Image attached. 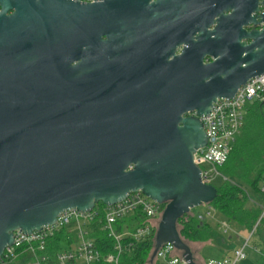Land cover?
I'll return each instance as SVG.
<instances>
[{"label":"water","instance_id":"95a60500","mask_svg":"<svg viewBox=\"0 0 264 264\" xmlns=\"http://www.w3.org/2000/svg\"><path fill=\"white\" fill-rule=\"evenodd\" d=\"M89 70L150 81L98 101ZM262 74L264 0H0V255L16 230L140 191L165 203L154 249L192 264L175 223L215 197L198 118Z\"/></svg>","mask_w":264,"mask_h":264},{"label":"built area","instance_id":"2783aa9c","mask_svg":"<svg viewBox=\"0 0 264 264\" xmlns=\"http://www.w3.org/2000/svg\"><path fill=\"white\" fill-rule=\"evenodd\" d=\"M70 1L93 3L100 0ZM252 102L264 103V74L247 80L231 99H216L209 112L198 118L205 135V145L195 150L192 163L199 169V181L202 184L212 185L217 180H225L218 168L227 160L243 125L245 107ZM258 194L263 197V201H251L260 212L249 237L264 218V175L258 184ZM204 206L202 214L194 215L198 221L211 220L215 214L212 208ZM159 212L160 205L146 198L140 191L129 193L113 205L96 204L91 210L83 213L66 210L59 213L52 224L42 227L39 231H32L30 234L14 231L12 244L6 246L0 255V264H119L125 250L132 248L135 242L150 235L152 229H156L161 217L160 215L156 218ZM135 214L139 215L143 224L130 231L123 229L118 232V224ZM218 230L225 234L228 230L227 223H220ZM60 232L64 233L67 249L50 257V241ZM97 232L103 234L110 242L111 250L106 255L101 254L96 243L97 238L94 235ZM247 240L229 256L201 264H238L245 258ZM251 251L264 262V255L260 250L252 246ZM152 253V258L145 264H189L182 253L169 243L161 244Z\"/></svg>","mask_w":264,"mask_h":264},{"label":"trees","instance_id":"16d2710c","mask_svg":"<svg viewBox=\"0 0 264 264\" xmlns=\"http://www.w3.org/2000/svg\"><path fill=\"white\" fill-rule=\"evenodd\" d=\"M225 180H220L215 188L214 199L207 204L215 214H219L226 223H233L238 228L249 233L259 215V208L247 199L246 191L253 196L251 201L261 203L263 197L258 194V184L264 175V103L252 102L245 107L243 125L236 137L231 152L225 163L218 168ZM101 204L98 203V206ZM165 203L160 205L161 210ZM143 224L138 214L125 218L118 224L117 231L132 230ZM216 225L210 220L198 221L189 211L175 223L177 235L182 243H201L216 233ZM156 229L151 234L138 240L133 247L124 251L119 264H145L152 258L151 251L155 247ZM257 238V246L264 240V218L253 232ZM101 254L110 252V242L101 233L95 235ZM127 239L125 238V243ZM255 246V245H253ZM64 233L54 235L48 246L50 257L58 251L66 250ZM264 255V247L260 250ZM149 253V255H148ZM148 255V257H147ZM147 257V260L145 261Z\"/></svg>","mask_w":264,"mask_h":264},{"label":"flooded vegetation","instance_id":"af4514ba","mask_svg":"<svg viewBox=\"0 0 264 264\" xmlns=\"http://www.w3.org/2000/svg\"><path fill=\"white\" fill-rule=\"evenodd\" d=\"M252 27H247L245 30L249 31ZM257 29V28H256ZM242 43H247L244 40H241ZM179 50L176 51L175 55H178ZM171 60V58L169 59ZM209 60H203V64L207 63ZM87 84H88V94L89 97L98 100V101H108L112 99H117L120 94L127 92V88L123 89L124 85L132 84H143L150 81V75L141 73L138 75V78L133 75H125L123 73L119 74H107L105 77H95L91 74V71H88L86 75ZM132 83V84H131Z\"/></svg>","mask_w":264,"mask_h":264},{"label":"rangeland","instance_id":"374dc122","mask_svg":"<svg viewBox=\"0 0 264 264\" xmlns=\"http://www.w3.org/2000/svg\"><path fill=\"white\" fill-rule=\"evenodd\" d=\"M219 181L220 180L215 181L212 185L213 186L217 185ZM246 193H247V199H249V201L251 203V199H252V196L253 195L250 192H248V191H246ZM204 210H205V206L204 205H201V206L192 208L190 212L193 215H197V214H202L204 212ZM161 214H162V210H161V212H159L156 215V218H158ZM219 221H222V222H225L226 223V221L219 214L216 213V214H214L213 218L210 220V223L212 225H216V227H215L216 228L215 229L216 235L222 236L224 239H230L231 240V242L228 244V248L229 249H232L231 251H233L235 249H238L239 246L242 243H244V241L247 240V238L249 237V233H247L246 231L241 230L240 228H238L236 225H234L231 222L227 223L228 230L223 235L221 232L217 231L220 223H222V222H219ZM253 245H255V247L258 250H261L264 247V240H263V242L260 241V246H257V238H256V235L253 233L249 237V239L247 240V246H248V248H246L245 249V252H244L245 253V258H244V260L240 261L238 264H263L264 263L263 260L259 256H257V254H255V253H253L251 251V247ZM148 255H149V253H148ZM148 255H147V257H148ZM151 255H152V251H151L150 256ZM206 255H209V253L207 254L204 251L201 256L203 258H205ZM254 255L257 256L256 258H258V261H256V262H254V259H253ZM147 257H146L145 261L147 260ZM212 257L217 258L218 256H212Z\"/></svg>","mask_w":264,"mask_h":264},{"label":"crops","instance_id":"0c3cea01","mask_svg":"<svg viewBox=\"0 0 264 264\" xmlns=\"http://www.w3.org/2000/svg\"><path fill=\"white\" fill-rule=\"evenodd\" d=\"M219 222H222V221H219ZM217 231L221 232L218 229H217ZM230 242H231L230 239H224L222 236H218L215 234L210 239H208L204 242H201V243L185 242V246L187 247V249L190 253L192 262L194 264H201V263L208 261V260H219V259H222L224 257L229 256L232 252L231 251L232 249L228 248V244ZM204 251L207 254L209 253V255H206L205 258H203L201 256ZM178 252H180V251H178ZM212 256H218V257L215 258ZM256 257L257 256L254 255V257H253L254 262L258 261V258H256Z\"/></svg>","mask_w":264,"mask_h":264}]
</instances>
